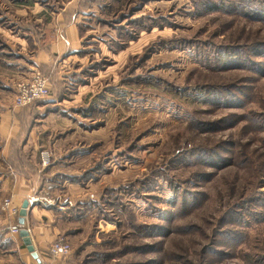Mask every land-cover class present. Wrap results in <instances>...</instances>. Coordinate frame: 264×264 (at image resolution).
Masks as SVG:
<instances>
[{
  "label": "rangeland",
  "instance_id": "obj_1",
  "mask_svg": "<svg viewBox=\"0 0 264 264\" xmlns=\"http://www.w3.org/2000/svg\"><path fill=\"white\" fill-rule=\"evenodd\" d=\"M35 69L51 93L18 106ZM17 175L74 264H264V0H0L10 230ZM4 233L0 264L25 263Z\"/></svg>",
  "mask_w": 264,
  "mask_h": 264
},
{
  "label": "crops",
  "instance_id": "obj_2",
  "mask_svg": "<svg viewBox=\"0 0 264 264\" xmlns=\"http://www.w3.org/2000/svg\"><path fill=\"white\" fill-rule=\"evenodd\" d=\"M67 12L70 11L60 12L59 15L62 14L61 17H65ZM66 28L67 29H65L63 39L58 37L57 40L49 43L44 51H41L39 53L37 58L38 65H41L42 63L43 65H46L48 62L50 63L52 59L51 53L60 52V54H63V52L70 50L71 48H76L74 46L78 45L77 41L79 39L77 26L75 23H73L67 26ZM59 74H62V72ZM29 107L22 108L20 111L25 113L29 110ZM20 111L19 109L16 110V112ZM15 123L17 122L15 121ZM13 129L18 133V124H14ZM35 145L37 147L39 146L37 143H35ZM40 183L41 180H39V175L34 177H25L24 175H17L15 179L12 178V180L10 181L8 179H5L2 183L3 189H6V191H14L15 193H17V195H19L18 198H16V202H19L20 207L22 206V203L25 199L30 200L26 226L30 230L31 237L37 247L41 261H38L36 258H34L32 254L28 251L26 245L23 246L22 243L18 246V251L21 260H23L27 264H74V261L71 257L54 258L49 255V248L53 241H55L57 234L60 233L61 226L54 225L53 219L51 217L52 212L50 210L35 205L29 198V195L35 193V191L39 188L38 186L40 185ZM46 218H48L47 221L45 220ZM16 219L17 226L20 221V217L18 216L16 217ZM9 222L10 220L8 219V217L0 215V233L2 234L5 232L4 234L6 237H9L12 234L13 237L15 236V238L20 239L21 242L22 237L20 236V233L13 234L10 230V227L7 226ZM0 251L5 253V255L11 256L9 253H6V248H2L0 249Z\"/></svg>",
  "mask_w": 264,
  "mask_h": 264
},
{
  "label": "built area",
  "instance_id": "obj_3",
  "mask_svg": "<svg viewBox=\"0 0 264 264\" xmlns=\"http://www.w3.org/2000/svg\"><path fill=\"white\" fill-rule=\"evenodd\" d=\"M50 93L51 88L48 78L40 70L35 69L29 80L19 82L16 85L15 104L18 106L30 105L39 100L45 99ZM41 159L43 165H46L50 160V154L47 151H43ZM3 208L13 217H18L21 209L20 205H16L7 198L3 202ZM20 229L19 226L15 225L11 228V232L13 234H18ZM71 252L72 246L64 238L56 239L49 248V255L54 258L66 257Z\"/></svg>",
  "mask_w": 264,
  "mask_h": 264
},
{
  "label": "water",
  "instance_id": "obj_4",
  "mask_svg": "<svg viewBox=\"0 0 264 264\" xmlns=\"http://www.w3.org/2000/svg\"><path fill=\"white\" fill-rule=\"evenodd\" d=\"M29 204H30L29 199H25L24 202L22 203L20 213H19V217H20L19 223L21 225V229H20L19 233H20V236L22 237L28 251L32 254V256L34 258H36L38 261H41L37 247H36L35 243L33 242L32 237H31L30 230L26 226V220H27V216L29 213Z\"/></svg>",
  "mask_w": 264,
  "mask_h": 264
},
{
  "label": "trees",
  "instance_id": "obj_5",
  "mask_svg": "<svg viewBox=\"0 0 264 264\" xmlns=\"http://www.w3.org/2000/svg\"><path fill=\"white\" fill-rule=\"evenodd\" d=\"M18 226L21 228V225L19 223H18ZM19 241H20V239H19ZM20 243H22V245L25 246V243H24V241H22V238H21V242Z\"/></svg>",
  "mask_w": 264,
  "mask_h": 264
}]
</instances>
